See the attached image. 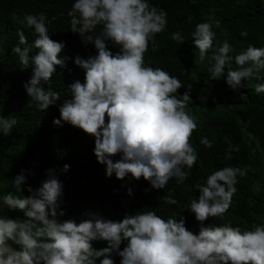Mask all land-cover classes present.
<instances>
[{
	"label": "clouds",
	"instance_id": "obj_1",
	"mask_svg": "<svg viewBox=\"0 0 264 264\" xmlns=\"http://www.w3.org/2000/svg\"><path fill=\"white\" fill-rule=\"evenodd\" d=\"M68 15L71 31L85 45L93 44L97 54L74 58L75 65L84 70V80L68 85L71 98L63 100L53 124L62 127L67 123L94 137V154L106 166L109 178L115 174L123 180L131 174L135 180L143 177L154 189L166 188L172 179L182 184L199 158L191 143L197 129L194 116L187 111L191 97L186 91L179 98L178 89L184 87L179 78L162 68L145 67L144 60L150 43L157 50L154 38L166 30L167 12L148 0H74ZM24 21L37 34L34 47L38 51L30 55V47H21L28 40L18 30L19 43L12 52L18 56L21 71L32 68L24 88L38 110L46 112L61 99L51 82L58 67H67L69 58L61 55L66 44L50 38L45 13L26 14ZM97 26L102 30L95 35ZM240 35L246 38L247 30ZM192 36L203 63L216 37L212 23H198ZM171 39L185 41L179 32ZM107 41L119 50L113 53ZM232 51L225 40L208 61L207 72L213 80L226 76L227 85L236 90L243 80L264 69V47L250 45L235 57L229 55ZM233 59L238 66L235 70ZM43 84L49 85L47 90ZM254 91L264 93V83ZM17 123L14 117L0 115V133L11 135ZM200 143L213 146L207 137ZM233 151L238 152L239 146L229 144L227 159ZM118 154L121 158L114 161L112 157ZM69 169L64 164L61 171ZM249 170L225 166L209 174L204 184L194 185L199 195L186 208L200 224L198 233L186 227L183 216L165 220L154 211L126 214L120 220L86 211V218L79 222L61 220L64 184L55 169L46 170V178L36 189L25 184L27 177L21 170L12 179L13 186L21 192L27 187L30 195L8 192L0 196V264H115L114 254L121 258L120 264H264V222L243 229L231 221L204 224L209 218H223L232 206V215L237 217L233 200L238 177L247 176ZM128 195H132L131 188ZM163 199L178 203L169 194ZM5 207L22 212L23 218L5 215ZM98 240L107 246L94 248L93 241Z\"/></svg>",
	"mask_w": 264,
	"mask_h": 264
},
{
	"label": "trees",
	"instance_id": "obj_2",
	"mask_svg": "<svg viewBox=\"0 0 264 264\" xmlns=\"http://www.w3.org/2000/svg\"><path fill=\"white\" fill-rule=\"evenodd\" d=\"M73 2L0 0V109L3 110L0 115L18 121L11 135L0 133V196L8 192L30 195L27 187H22L21 192L13 186L12 179L21 170H25V184L36 189L46 178V170L55 169L64 184L61 207L65 215L59 217L61 220L79 222L86 218L83 215L86 211L112 220H120L126 214L154 211L165 220L170 217L178 220L183 216L186 227L198 233L200 224L194 213L186 208L189 201L199 195L194 185L198 182L204 184L209 174L225 166L248 167L247 176L238 177L233 200L237 217L232 215V206L223 218H209L204 224L218 226L231 221L233 226L243 229L264 222V93L254 91L257 84L264 83V69L256 77L243 80L236 90L227 85L226 76L213 80L207 72L208 61L225 40L233 48L229 53L232 57L250 45L264 47V0H148L151 5L167 12V28L154 38L157 50L153 51L152 44H149L144 54L145 67L162 68L179 78L184 87L178 89L177 95L182 99V95L189 92L191 101L187 111L197 122V129L191 137L199 156L196 165L182 184L172 179L163 189H154L143 177L135 180L131 174L123 180L117 179L115 174L107 177L106 166L98 163L94 154V137L67 123L62 127L53 124V119L59 118V106L63 100L71 98L68 85L76 79L84 80V70L75 65L74 58L97 54L93 44L85 45L79 34L70 29L68 12ZM41 12L46 14L50 38L65 42L61 55L69 58L67 67H58L51 82L52 90L59 92L61 99L46 112L38 110L37 102L24 88V83L32 75V68L21 71L18 56L12 52L19 43L18 30H23L28 40V44L21 47H30V55L38 51L34 47L37 34L34 28L27 27L24 16ZM201 22L212 23L216 32L213 47L203 63L192 36L196 25ZM101 30L102 26H97L94 34L98 35ZM242 30H247L246 38L241 37ZM176 32L184 37L182 44L171 39ZM106 43L113 53L119 50L110 41ZM231 67L234 70L238 67L234 59ZM42 86L46 90L49 87L47 84ZM203 137L212 142L211 148L200 143ZM229 144L239 146L238 152L231 153L230 160L226 158ZM120 158L119 154L112 157L114 161ZM64 164L70 165L66 173L61 171ZM129 188L132 189L131 196L128 195ZM168 194L178 203H166L163 198ZM3 212L11 218H23L22 212L10 211L6 207ZM126 243L123 242L121 248ZM106 246V241H93L94 248ZM112 258L115 264H120L118 255L114 254Z\"/></svg>",
	"mask_w": 264,
	"mask_h": 264
}]
</instances>
